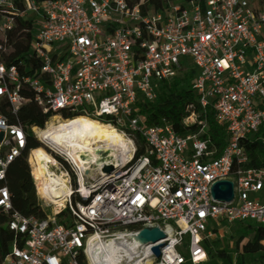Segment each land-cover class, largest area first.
I'll return each mask as SVG.
<instances>
[{
    "label": "built area",
    "instance_id": "1",
    "mask_svg": "<svg viewBox=\"0 0 264 264\" xmlns=\"http://www.w3.org/2000/svg\"><path fill=\"white\" fill-rule=\"evenodd\" d=\"M14 2L35 27L30 51L40 66L24 76L0 62V100L12 113L32 103L53 114L43 128H30L32 136L70 120L62 112L79 114L116 129L131 153L84 170L70 153L50 149L56 164L39 194L28 151L36 198L51 213L25 217L12 209L4 183L27 132L0 115V213L14 234L1 264H204L210 231L264 227V168L253 166L246 148L252 138L264 145V0L182 1L144 13L126 0H0V8ZM11 25L1 20L3 38ZM190 71L196 102L182 124L193 130L177 132L164 119L145 125L139 104L153 103L161 84ZM207 115L226 132L218 152L201 136ZM218 183L230 184L231 201L213 197ZM55 188L66 192L63 203L40 199ZM153 228L164 239L150 244L140 232Z\"/></svg>",
    "mask_w": 264,
    "mask_h": 264
},
{
    "label": "trees",
    "instance_id": "2",
    "mask_svg": "<svg viewBox=\"0 0 264 264\" xmlns=\"http://www.w3.org/2000/svg\"><path fill=\"white\" fill-rule=\"evenodd\" d=\"M45 1V0H36ZM191 2L197 0H182ZM203 2L204 0H200ZM132 7H138L141 12L150 8L154 11L164 10L172 0H126ZM23 10L19 2H14L12 9L0 8V22L4 18H11L12 25L3 39H0V62L6 67H15L24 76H32L39 69L40 63L31 54V41L35 32L32 22L23 20L19 13ZM193 72L184 73L168 83L161 84L158 96L153 103H140L139 115L145 125L157 124L161 119L169 123L177 132L193 130V126L182 124V119L188 114L187 107L195 106V99L190 90V82ZM20 94L26 99H31L33 93L20 88ZM0 115L4 116L11 125L21 126L27 132L25 151L17 157L7 168L5 174V186L10 195L12 209L22 216L37 215L44 217L45 211L40 208L35 195V186L30 176L27 153L30 150L41 148L42 145L30 134V128H43L44 124L53 115L50 112L42 113L32 103L23 104L17 113H12L6 100H0ZM63 119H72L79 114H67L62 112ZM206 126L202 137L209 139L211 146L217 152L222 148L226 132L223 127L216 125L210 115L204 119ZM139 141V140H138ZM251 162L256 168H264V145L255 138L246 142ZM142 152L137 149L136 155ZM7 219L0 213V264L4 256L10 251L14 234L6 227ZM242 230V236L251 235V239L240 245L238 240L235 250L226 247L221 248L219 242H204L207 260L204 264H250L255 260L254 254H259L258 263L264 264V227L238 224ZM188 264V263H186Z\"/></svg>",
    "mask_w": 264,
    "mask_h": 264
},
{
    "label": "bare ground",
    "instance_id": "3",
    "mask_svg": "<svg viewBox=\"0 0 264 264\" xmlns=\"http://www.w3.org/2000/svg\"><path fill=\"white\" fill-rule=\"evenodd\" d=\"M55 121L48 123L43 130L33 129L34 136L53 151L70 153L74 162L84 170L87 164L96 165L99 161L116 158L120 153L124 161L130 158L131 143L113 127L82 116L68 121ZM33 156L36 160L34 179L39 181L38 191L41 194L47 181L45 177L51 179L50 166L56 163L42 148L33 149ZM55 189L48 197L40 199L47 204L63 203L66 192ZM109 264L118 263L111 261Z\"/></svg>",
    "mask_w": 264,
    "mask_h": 264
},
{
    "label": "rangeland",
    "instance_id": "4",
    "mask_svg": "<svg viewBox=\"0 0 264 264\" xmlns=\"http://www.w3.org/2000/svg\"><path fill=\"white\" fill-rule=\"evenodd\" d=\"M171 3L173 5H179L183 2H182V0H172ZM0 39H3V36L1 34H0ZM32 137L36 141H38V139H36L35 136H32ZM41 148L43 150H45L48 154L51 153L50 148L45 147L43 145ZM43 211H45L46 214L51 213L50 208H43ZM210 232H211L212 236L209 238V240H208L209 242H219L221 248L226 247L229 250H235V245H236L238 240L240 241V245H241L242 243L246 242L247 240L251 239V237H252L251 235H244L243 238H241V236L243 235L242 230H241V228H239V226L237 224L231 225V226L221 225L218 227V229L212 230ZM258 256H259V254H254L252 256V258L255 261L250 263V264H259L258 260H257Z\"/></svg>",
    "mask_w": 264,
    "mask_h": 264
},
{
    "label": "water",
    "instance_id": "5",
    "mask_svg": "<svg viewBox=\"0 0 264 264\" xmlns=\"http://www.w3.org/2000/svg\"><path fill=\"white\" fill-rule=\"evenodd\" d=\"M1 139V135H0ZM41 144V143H40ZM112 171L111 166H105L103 167V172L105 174H109ZM220 186H223L225 188L224 191H221L219 189ZM212 194L213 197L217 200H221L223 202H229L232 199V194H231V186L229 183H218L213 186L212 188ZM140 237L143 238L147 243L154 244L158 242L159 240L164 239V234L158 230L157 228H153L150 230L143 229L140 232ZM152 253L158 257L159 256V247H154L152 249Z\"/></svg>",
    "mask_w": 264,
    "mask_h": 264
}]
</instances>
